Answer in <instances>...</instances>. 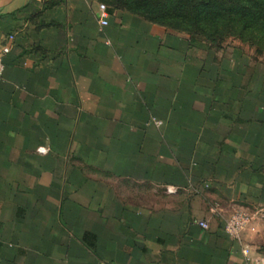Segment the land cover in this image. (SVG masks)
Wrapping results in <instances>:
<instances>
[{"label": "crops", "instance_id": "obj_1", "mask_svg": "<svg viewBox=\"0 0 264 264\" xmlns=\"http://www.w3.org/2000/svg\"><path fill=\"white\" fill-rule=\"evenodd\" d=\"M100 5L0 0V264H264V66Z\"/></svg>", "mask_w": 264, "mask_h": 264}, {"label": "trees", "instance_id": "obj_2", "mask_svg": "<svg viewBox=\"0 0 264 264\" xmlns=\"http://www.w3.org/2000/svg\"><path fill=\"white\" fill-rule=\"evenodd\" d=\"M106 5L104 0H96ZM146 5L149 0H134ZM157 6L165 7L174 16H182L196 26L202 20L210 19L223 23L225 33L241 36L260 46L264 51V0H159ZM156 2V1H155ZM171 3V7H169ZM108 11L114 9L106 5ZM168 10V11H167ZM147 21L160 25L157 18ZM255 35H257L255 37ZM252 38V39H251ZM192 40V39H191ZM193 41V40H192ZM194 42V41H193Z\"/></svg>", "mask_w": 264, "mask_h": 264}, {"label": "rangeland", "instance_id": "obj_3", "mask_svg": "<svg viewBox=\"0 0 264 264\" xmlns=\"http://www.w3.org/2000/svg\"><path fill=\"white\" fill-rule=\"evenodd\" d=\"M104 2L114 11H125L145 20L146 18H157L159 26L175 33L185 34L194 42L207 45L210 53H241V58H244L245 61L248 58L252 63L251 59H253L256 66H264L262 48L247 41L246 38H241L238 34L225 33L223 23L206 19L196 26L185 17L174 16L168 10V12H160L166 9L156 5L160 3L159 0H149L146 5L139 4L134 0H104ZM169 7H171V3H169Z\"/></svg>", "mask_w": 264, "mask_h": 264}, {"label": "built area", "instance_id": "obj_4", "mask_svg": "<svg viewBox=\"0 0 264 264\" xmlns=\"http://www.w3.org/2000/svg\"><path fill=\"white\" fill-rule=\"evenodd\" d=\"M108 19H109V11L106 5L101 4L100 5V23L102 26L108 25ZM13 38L11 37L10 40ZM10 52V46L6 45L3 46L0 50V78L3 76L5 72V57ZM157 125H161V122H155ZM250 218L249 216L241 211L235 212L233 215L229 217V219L225 223V233L233 240L240 242L241 241V235L249 223ZM198 225L205 229H209V224L207 222L200 221L198 222ZM244 253L249 256V251L247 249H244ZM250 260V259H248Z\"/></svg>", "mask_w": 264, "mask_h": 264}]
</instances>
